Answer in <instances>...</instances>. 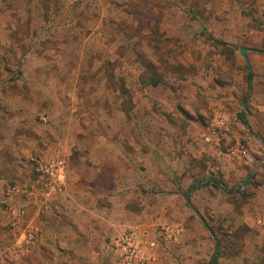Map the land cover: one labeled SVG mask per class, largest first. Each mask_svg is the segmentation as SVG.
Segmentation results:
<instances>
[{"label":"rangeland","instance_id":"obj_1","mask_svg":"<svg viewBox=\"0 0 264 264\" xmlns=\"http://www.w3.org/2000/svg\"><path fill=\"white\" fill-rule=\"evenodd\" d=\"M5 78L18 96L0 101V141L36 146L39 184L31 158L60 149L65 178L99 204L74 236L48 197L52 233H70L34 247L17 242L25 213L13 225L8 210L26 206L5 205L0 264H127L115 240L128 230L143 256L131 264H207L209 229L217 264H264V0H0Z\"/></svg>","mask_w":264,"mask_h":264},{"label":"crops","instance_id":"obj_2","mask_svg":"<svg viewBox=\"0 0 264 264\" xmlns=\"http://www.w3.org/2000/svg\"><path fill=\"white\" fill-rule=\"evenodd\" d=\"M13 82H17V80H13L12 78L0 79V85H8ZM17 96L18 94L16 92H12L11 90L7 89L5 92L0 90V101H6L8 99H10L11 101L13 99L16 100ZM9 109L11 108H7L6 111L9 112ZM3 114L8 115V113ZM3 114L0 110V117H2ZM1 135L2 129L0 128V136ZM3 136H5L6 138H4L3 141H0V224L3 225L4 221L6 220V216L4 214L5 212L3 211V207L5 205L11 203L12 201L23 203L26 206V212L22 224L26 223V229H21L22 231L18 229L20 236L28 230L30 232L28 235V240L33 244V247L38 246L40 242L43 245H50V239H52V237H55L57 235L58 237L64 239V236L70 233V228L68 229V232L64 230L65 225L55 231V233H52L50 221H52V217H54V214H52L51 211L55 206L58 207L63 213L61 217L56 215L58 217L57 219L63 218L62 221H65L67 226L71 224L74 236H80V232L77 230L81 226L80 219L82 208L88 210L89 208H93L92 206L99 204L98 200L96 198H93L94 189L82 187V181L78 178L76 173L72 175L71 172L70 176H66L64 183L57 192L52 194L50 193L45 197L43 195L42 185L38 183V180L33 178L34 175L30 176L28 174V172H32L33 167L28 163L27 156L28 153L32 151V149L37 150L36 146L28 142L27 139L22 138L23 135H17L19 137L17 140L15 138H13L12 140V136L9 133L4 134ZM27 136H31L30 133H28ZM42 143L46 144L45 142ZM155 147L157 148V146H154V148ZM41 151L43 152L42 155H40L41 157L49 160L60 159L65 164V169L68 170L66 159L67 155H65L60 149L53 150L50 153H46L47 151L43 150V148L41 149ZM112 161L113 163H115L114 159H112ZM67 173L68 171L66 172V175ZM94 177V180L93 178L88 177V181L94 183V187L97 191L104 190L103 187L101 185H98L97 183L96 179H98V175L95 174ZM121 177L122 179H120L119 176L113 174L112 180H129L128 176L123 175ZM22 181H25L26 185L30 183L28 184L30 188H22L21 186L14 185L18 190H12L13 194H11L9 188L10 185H13L14 183L22 184ZM50 196L58 199L57 201H53V203H55L56 205L54 204V206H52V201L49 202L47 200ZM90 210L91 209H89V211ZM99 221L100 220L96 218V224ZM102 224L103 223H101V225ZM96 227L99 231L103 228L102 226L98 227L97 225ZM94 233H98V231H94ZM21 237H23V235ZM0 239L4 240V236H0ZM2 242L3 241H0V250L3 248Z\"/></svg>","mask_w":264,"mask_h":264},{"label":"built area","instance_id":"obj_3","mask_svg":"<svg viewBox=\"0 0 264 264\" xmlns=\"http://www.w3.org/2000/svg\"><path fill=\"white\" fill-rule=\"evenodd\" d=\"M228 127L224 119L220 116L216 117L213 123L208 129V137H215L217 140L226 136ZM34 163L35 171L39 174L41 179V185L43 188V195L46 197L50 193L57 192L61 186L62 182L65 180V164L60 159H40L36 157L31 158ZM40 181V180H39ZM18 190L11 189L10 191ZM12 191V192H13ZM17 192V191H16ZM9 214L11 216V224H15L17 221V216H22L25 213V208L10 206L8 208ZM26 229V228H25ZM29 231H25L23 237L19 239L18 244L21 243H31L28 240ZM115 245L119 250V255L123 258L124 262L131 264L132 262H141L143 256L139 250L138 244L135 240V232L128 230L125 231L121 236L116 238Z\"/></svg>","mask_w":264,"mask_h":264},{"label":"trees","instance_id":"obj_4","mask_svg":"<svg viewBox=\"0 0 264 264\" xmlns=\"http://www.w3.org/2000/svg\"><path fill=\"white\" fill-rule=\"evenodd\" d=\"M251 80H252V71H251L250 67L247 66L246 81H247L248 85H250ZM152 83H153V85H155L156 81H153ZM241 122L244 125H247V121L243 117H241ZM210 181H211V179L208 178V180H206V183H208ZM219 184H221L219 181H214L213 182V185H215L216 187H219ZM185 200L188 201V196L187 195L185 196ZM209 231L211 232L212 236L214 237L215 249H214V252L211 255L210 259L208 260L207 264H217V258H218V254H219V240L215 237L214 232L211 229H209Z\"/></svg>","mask_w":264,"mask_h":264},{"label":"water","instance_id":"obj_5","mask_svg":"<svg viewBox=\"0 0 264 264\" xmlns=\"http://www.w3.org/2000/svg\"><path fill=\"white\" fill-rule=\"evenodd\" d=\"M244 50H245L244 47H241V48H240V52H241L242 54L244 53ZM246 101H247V98H245V99L243 100V103H242V106H243V107L245 106ZM244 183H246V181H245Z\"/></svg>","mask_w":264,"mask_h":264}]
</instances>
